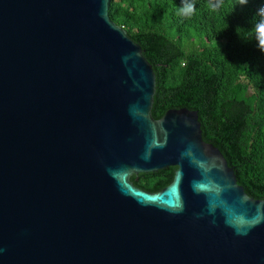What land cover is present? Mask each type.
<instances>
[{"label":"water","instance_id":"1","mask_svg":"<svg viewBox=\"0 0 264 264\" xmlns=\"http://www.w3.org/2000/svg\"><path fill=\"white\" fill-rule=\"evenodd\" d=\"M110 1L0 0V264H264V198L195 109L152 117ZM168 167L159 191L130 180Z\"/></svg>","mask_w":264,"mask_h":264},{"label":"trees","instance_id":"2","mask_svg":"<svg viewBox=\"0 0 264 264\" xmlns=\"http://www.w3.org/2000/svg\"><path fill=\"white\" fill-rule=\"evenodd\" d=\"M188 2L195 5L191 16L179 14L182 0H111L108 15L152 66V117L195 109L202 138L221 152L248 196L264 198V52L252 32L264 0H224L215 11L209 0ZM174 170L130 180L156 192Z\"/></svg>","mask_w":264,"mask_h":264},{"label":"clouds","instance_id":"3","mask_svg":"<svg viewBox=\"0 0 264 264\" xmlns=\"http://www.w3.org/2000/svg\"><path fill=\"white\" fill-rule=\"evenodd\" d=\"M224 0H209V8L213 11L218 10L223 6ZM248 0H238L237 5H247ZM195 12V5L188 2V0H182V4L179 8V14L182 16H191ZM252 32L255 37V41L258 44L259 49L264 52V7L259 9L258 19L254 23Z\"/></svg>","mask_w":264,"mask_h":264}]
</instances>
